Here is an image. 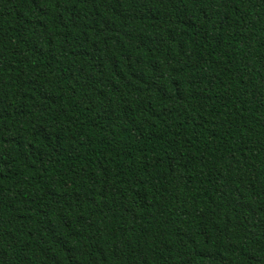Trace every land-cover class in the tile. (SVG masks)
<instances>
[{
    "label": "trees",
    "instance_id": "16d2710c",
    "mask_svg": "<svg viewBox=\"0 0 264 264\" xmlns=\"http://www.w3.org/2000/svg\"><path fill=\"white\" fill-rule=\"evenodd\" d=\"M0 264H264V0H0Z\"/></svg>",
    "mask_w": 264,
    "mask_h": 264
}]
</instances>
